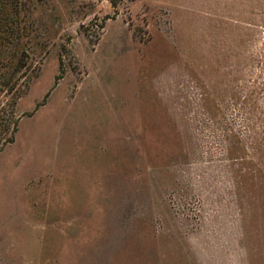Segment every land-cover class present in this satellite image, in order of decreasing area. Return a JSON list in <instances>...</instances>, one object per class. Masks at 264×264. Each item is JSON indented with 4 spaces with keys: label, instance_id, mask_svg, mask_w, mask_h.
Masks as SVG:
<instances>
[{
    "label": "rangeland",
    "instance_id": "374dc122",
    "mask_svg": "<svg viewBox=\"0 0 264 264\" xmlns=\"http://www.w3.org/2000/svg\"><path fill=\"white\" fill-rule=\"evenodd\" d=\"M19 7L0 264H264V0Z\"/></svg>",
    "mask_w": 264,
    "mask_h": 264
},
{
    "label": "trees",
    "instance_id": "16d2710c",
    "mask_svg": "<svg viewBox=\"0 0 264 264\" xmlns=\"http://www.w3.org/2000/svg\"><path fill=\"white\" fill-rule=\"evenodd\" d=\"M21 0H0V49L6 46L8 43H11L12 37L15 34V27L14 25L19 22V18L21 16L22 8H20ZM23 35H21L22 37ZM19 37V36H18ZM20 42V38H18ZM24 57V56H22ZM23 58H19L18 60H22ZM5 74H1L0 77V85L7 88L10 92L14 89L15 85H13V75L10 79H5ZM3 79V80H2ZM15 125L17 129V120L15 121ZM7 131V130H5ZM2 135L0 133V139ZM2 141L5 142H12V138H6ZM2 141L0 142V151L1 145L3 144Z\"/></svg>",
    "mask_w": 264,
    "mask_h": 264
}]
</instances>
